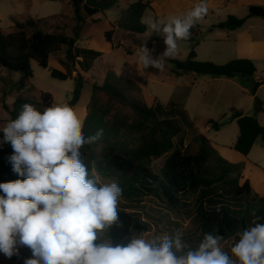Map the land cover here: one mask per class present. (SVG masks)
Instances as JSON below:
<instances>
[{
    "label": "trees",
    "instance_id": "obj_1",
    "mask_svg": "<svg viewBox=\"0 0 264 264\" xmlns=\"http://www.w3.org/2000/svg\"><path fill=\"white\" fill-rule=\"evenodd\" d=\"M131 1L125 9L118 11L116 22L110 24V29L104 33L107 42L112 43L117 28L140 34L146 32L142 18L151 9L150 0ZM70 3L76 21L71 38L42 32L33 20L17 24L16 30L8 34L0 32V68L20 73V87L30 86L33 62L43 69H49L54 79L65 81L71 78V71L63 73L49 66L50 55L61 47L64 48L63 61L74 66L76 59L82 57L88 63L85 71L100 56L95 50L76 47V41L88 20L98 22L102 18L107 19L106 12L119 8V0H70ZM247 17H264V8L250 6ZM247 17L228 16L216 27L235 30L245 23ZM197 25L191 29L189 39L196 35ZM28 30H32V33L28 34ZM196 57L192 49L186 61L171 59V62L179 74L229 79L243 76L252 80L250 92L253 96L264 83L253 80L257 70L251 60L234 59L218 65L209 61L199 62ZM83 87V79L76 77V86L68 105L73 108L77 105ZM98 93L109 101L128 107L136 120L108 119L109 110L97 107ZM90 102L91 108L84 120V135H94L100 129L104 131L98 141L84 145L81 149L82 159L90 177L95 170L102 183L115 181L123 189L119 202H130L128 205L118 204L119 221L103 237L113 243H127L131 238L150 231L151 224L139 214V210L144 209L141 203L147 197L157 199L167 212L174 215L181 213L182 197L189 195L193 198L197 227L195 232L182 237L192 248L197 247L206 233L221 235V244L230 242L232 247L238 242L240 232L254 226V223H264V196L256 194L248 181H242L243 166L225 160L203 135L196 137L197 149L194 152L184 153L174 148L173 139L181 132V125L176 119H160L156 110L146 104L143 90L137 82L110 69L101 85H92ZM24 104H31L42 111L53 106L54 100L50 93L43 91L38 93L35 100L19 96L11 109L3 104V110L10 116L9 121L18 117ZM254 111L255 114L263 111V104L256 96ZM230 120L235 121L239 128L233 146L237 152L248 155L258 138L264 141V126L254 115H243L233 109ZM207 124L216 131L221 127V123L212 119L207 120ZM2 130L0 140L3 139ZM12 154L9 143H0V183L23 179L12 171L8 159ZM161 157L164 160L160 168H152V161ZM256 217L260 219L256 220ZM214 229L217 231L214 232ZM170 235H174L173 232Z\"/></svg>",
    "mask_w": 264,
    "mask_h": 264
},
{
    "label": "clouds",
    "instance_id": "obj_2",
    "mask_svg": "<svg viewBox=\"0 0 264 264\" xmlns=\"http://www.w3.org/2000/svg\"><path fill=\"white\" fill-rule=\"evenodd\" d=\"M208 10L207 0H200L183 18L152 23L166 48L153 58L142 45L144 68L162 70L164 58L176 54L177 42L191 37ZM83 128L84 120L68 104L42 111L24 104L3 128L0 143L11 145L12 171L23 179L0 183V253L11 258L27 247L32 257L25 264H264V223L240 232L231 255L221 246L223 237L213 233L204 234L195 248L180 230L127 243L102 239L119 221L123 189L115 181L102 183L95 170L89 176L81 149L104 130L86 137Z\"/></svg>",
    "mask_w": 264,
    "mask_h": 264
},
{
    "label": "rangeland",
    "instance_id": "obj_3",
    "mask_svg": "<svg viewBox=\"0 0 264 264\" xmlns=\"http://www.w3.org/2000/svg\"><path fill=\"white\" fill-rule=\"evenodd\" d=\"M131 2V0H119V8L106 12L108 21L115 23L118 18V11L125 9ZM237 13L241 15L243 10L239 9ZM28 20L37 22V27L42 32L63 35L68 38L73 37L76 26L70 0H0L1 33L13 32L16 30L17 24ZM223 20L224 14H220L216 17L209 15L206 20L198 21L197 29H195L196 35L191 39L177 42L176 54L164 58L162 70L152 67L145 69L139 61L142 45L146 44L151 50L153 58L159 57L166 48L162 36L153 32L150 27L155 21L150 10H147L142 18L146 32L140 34L126 30L118 31L114 36L113 50L103 35L104 29H109L105 18L99 22L97 31L92 37V49L104 52L105 60L111 63L117 74L132 79L141 86L146 104L156 110L160 119H176L179 122L182 127L181 132L173 139V143L174 148L184 153L194 152L197 149L196 137L199 135H206L207 137L210 135L213 139L217 135V139L227 142L234 139L233 131L230 128H236L238 131L236 124H230L231 112L225 106L227 89L223 90L221 97L216 101L217 83L211 81L216 77L179 74L171 62V59L186 61L190 51L194 49L197 61H209L221 65L216 62L224 61L233 55V52L224 54L221 51L231 44L233 36H231L230 31L213 27ZM162 24L160 25L162 26ZM31 33L32 30H28V34ZM118 43L121 44L120 47H117ZM61 53L58 51L51 55L53 56L52 64L57 63L56 57L64 56V53ZM255 63L259 75L264 76V59H257ZM32 70L33 78L30 86L20 87L18 85V81L22 77L20 73L0 68V129H3L10 119L9 114L3 110V104L11 109L19 96L35 100L40 91L48 92L53 97V105L67 104L71 98V93L76 86V78H69L65 81L54 79L49 69L39 67L36 62L32 63ZM85 79L87 83L92 82L90 77H85ZM250 81L241 80L242 85L251 91L252 83ZM84 85L82 100H91L92 87ZM231 88L232 91L238 93L235 87L231 86ZM249 96H251L250 93L242 94L240 101L249 100ZM96 103L98 108L109 110L108 119L117 117L127 119L129 122L136 120V116L128 107L109 101L102 93H98ZM90 108L91 102L89 101L87 113H89ZM209 118L221 123L219 133L206 125V120ZM163 160L164 157L153 160L152 168L159 169ZM182 202L183 205H180L181 213L174 215L167 212L157 199L147 197L141 203L144 209H140L139 214L151 224V229L135 237L150 238L154 235H170L171 232L175 234L177 230L182 232V237H186L195 232L197 227L194 214L195 202L189 195L182 197ZM120 204L128 205L130 202L121 201ZM102 239L108 240L106 237H102ZM221 246L224 251L231 255L230 242L223 243ZM31 257L32 252L29 248L19 247L18 254L11 258L0 253V264H25V261Z\"/></svg>",
    "mask_w": 264,
    "mask_h": 264
},
{
    "label": "crops",
    "instance_id": "obj_4",
    "mask_svg": "<svg viewBox=\"0 0 264 264\" xmlns=\"http://www.w3.org/2000/svg\"><path fill=\"white\" fill-rule=\"evenodd\" d=\"M200 0H150V6L153 16L155 18V23L159 25L161 23L162 26L169 23L173 18H183L187 16V14L198 4ZM208 4V13L203 18L206 20L207 16L216 17L220 14H224V20L219 21L213 27L217 28L216 26L228 18V16H235L238 18H244L248 15V9L250 6H262L264 8V0H207ZM239 9L243 10V13L240 15L238 12ZM220 13V14H219ZM99 22L94 20H88L82 28L80 38L76 41V47L82 49H92V37L93 34L97 31V27L99 26ZM161 22V23H160ZM110 23L108 18L106 19L107 28L110 29ZM106 28V26H103ZM108 29H104V33ZM122 29H116L115 34ZM229 31V30H228ZM232 39L231 44L228 47L222 49L221 51L225 53L233 52V55L229 56L227 54L226 59L224 61L216 62L219 64H225L234 59H248L251 60L256 66L255 61L257 59H264V17H247L245 23L235 29L230 30ZM114 34V36H115ZM114 36L112 38L111 44L112 50L114 49ZM121 44L118 43L117 47H120ZM232 49V50H231ZM231 50V51H230ZM63 54L64 48L61 47L60 50ZM100 53V56L97 57L91 68L88 71H85L87 67V61L83 60L82 57H78L76 59V63L74 66L68 65L64 60V56L56 57L57 63L54 65L52 64V57L50 55L49 58V66L53 69L61 71L63 73L71 71L72 76L71 78H76L80 76L84 84L91 86L94 84L101 85L105 79L106 73L108 70L112 69L113 67L108 60H105V53L95 50ZM58 52V51H57ZM53 54H56L54 52ZM222 54V55H224ZM70 68V69H69ZM84 68V69H82ZM256 68V67H255ZM257 70V69H256ZM119 75V74H118ZM85 77H90L92 82L87 83ZM249 81L243 76H237L235 78H221L216 77L213 82L217 83L218 91L216 93V101L219 97H221L223 90L227 89L226 92V99H225V106L229 108L230 112L232 113L233 109L240 111L243 115L247 116H255L258 120L259 124L264 126V83H262L256 92V97L259 98L263 104V111L260 113L255 114L254 111V104H255V96L251 95L250 90L247 87L242 85L241 80ZM254 81L264 82V76H260L258 71H256ZM252 83V80L250 81ZM85 86V85H84ZM219 86V87H218ZM231 86L235 87L238 91H232ZM240 92V93H239ZM250 93L249 100L240 101V97L242 94ZM83 92L81 98L74 109L77 111L79 116L85 120L87 116V107L89 104L90 99L83 101ZM230 113V114H231ZM231 116V115H230ZM210 119V118H209ZM207 119V120H209ZM206 125L211 128V125ZM213 120V119H212ZM230 124H236L235 121L230 120ZM237 125V124H236ZM238 127V126H237ZM212 129V128H211ZM233 131L234 139L232 141H223L220 139L212 138L210 135L208 137L204 135L211 143V145L215 148L216 151L228 162L233 164H239L243 166V179L242 181H248L252 190L260 195L264 196V141L261 138H258L253 145L250 153L248 155H243L237 152L233 146L238 138L239 135V128L238 131L236 128H230ZM221 129L217 130L216 133H219ZM199 134H201L199 132Z\"/></svg>",
    "mask_w": 264,
    "mask_h": 264
}]
</instances>
